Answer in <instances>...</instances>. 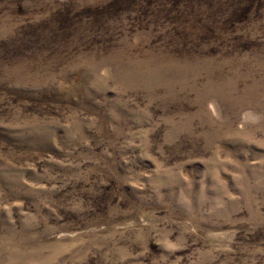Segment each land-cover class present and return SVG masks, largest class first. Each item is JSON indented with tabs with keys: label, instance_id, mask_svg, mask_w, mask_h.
Returning <instances> with one entry per match:
<instances>
[{
	"label": "rangeland",
	"instance_id": "rangeland-1",
	"mask_svg": "<svg viewBox=\"0 0 264 264\" xmlns=\"http://www.w3.org/2000/svg\"><path fill=\"white\" fill-rule=\"evenodd\" d=\"M0 264H264V0H0Z\"/></svg>",
	"mask_w": 264,
	"mask_h": 264
}]
</instances>
